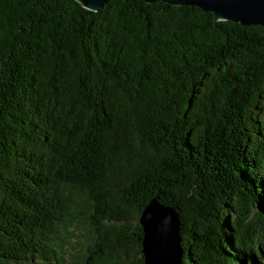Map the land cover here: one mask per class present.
Instances as JSON below:
<instances>
[{
    "label": "trees",
    "instance_id": "16d2710c",
    "mask_svg": "<svg viewBox=\"0 0 264 264\" xmlns=\"http://www.w3.org/2000/svg\"><path fill=\"white\" fill-rule=\"evenodd\" d=\"M152 198L181 264H264V27L0 0V264H143Z\"/></svg>",
    "mask_w": 264,
    "mask_h": 264
},
{
    "label": "water",
    "instance_id": "95a60500",
    "mask_svg": "<svg viewBox=\"0 0 264 264\" xmlns=\"http://www.w3.org/2000/svg\"><path fill=\"white\" fill-rule=\"evenodd\" d=\"M81 6L98 11L108 0H76ZM125 1V0H124ZM162 1L174 6L184 5L213 14L217 20H229L243 26L264 27V0H143ZM215 26V25H214ZM142 229L143 264H181L180 221L175 208L152 198L139 218Z\"/></svg>",
    "mask_w": 264,
    "mask_h": 264
},
{
    "label": "rangeland",
    "instance_id": "374dc122",
    "mask_svg": "<svg viewBox=\"0 0 264 264\" xmlns=\"http://www.w3.org/2000/svg\"><path fill=\"white\" fill-rule=\"evenodd\" d=\"M263 253H264V251H263Z\"/></svg>",
    "mask_w": 264,
    "mask_h": 264
}]
</instances>
